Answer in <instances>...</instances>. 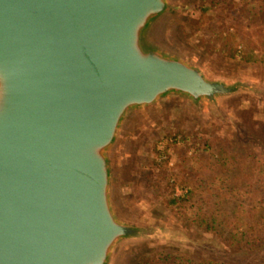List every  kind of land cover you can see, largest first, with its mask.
<instances>
[{
    "label": "water",
    "instance_id": "obj_1",
    "mask_svg": "<svg viewBox=\"0 0 264 264\" xmlns=\"http://www.w3.org/2000/svg\"><path fill=\"white\" fill-rule=\"evenodd\" d=\"M177 0H0V264H118L162 235L120 206L140 116L221 112L264 85L214 76L163 40Z\"/></svg>",
    "mask_w": 264,
    "mask_h": 264
},
{
    "label": "rangeland",
    "instance_id": "obj_2",
    "mask_svg": "<svg viewBox=\"0 0 264 264\" xmlns=\"http://www.w3.org/2000/svg\"><path fill=\"white\" fill-rule=\"evenodd\" d=\"M177 1L180 12L163 31V40L168 45L193 57L218 78L264 85V62L255 57L253 62L235 65L205 52L200 40L192 35L193 26L188 19L191 22L199 17L200 12L194 5L201 0ZM234 17V13L223 16L232 24L225 29V34L229 29L236 32L237 27L246 34L253 30L247 25L235 24ZM180 19L183 24H179ZM239 49L243 50L244 45ZM185 134L191 135L188 145L208 140L209 152L202 144V151L194 154L185 143ZM218 147L241 157L242 161L251 156L258 160L259 153H264V95L233 99L218 113L173 103L133 122L126 132L118 161L120 206L136 219L161 225L164 233L127 248L118 264H162L160 257L177 258V264H254L264 258V217L252 230L253 221L247 213L240 222L234 216L240 204L263 214L264 209L259 201L254 204L244 195L247 189L242 190L241 185L247 188L249 183L238 182L235 176L227 181L219 180L210 172L215 164L219 167L213 158V154L218 157ZM160 170L175 173L170 185L174 195L182 196L194 190L193 196L185 202L169 204L171 191L163 180L166 178L157 173ZM239 190L243 196L237 199L233 194ZM244 229L247 236L235 237L237 230Z\"/></svg>",
    "mask_w": 264,
    "mask_h": 264
},
{
    "label": "trees",
    "instance_id": "obj_3",
    "mask_svg": "<svg viewBox=\"0 0 264 264\" xmlns=\"http://www.w3.org/2000/svg\"><path fill=\"white\" fill-rule=\"evenodd\" d=\"M194 8L200 12V15L197 19L191 22L188 19V21L193 26L192 35L200 40L205 48V52H212L219 58L225 59L235 65L243 62H253L255 57L264 62V0H249L247 3H242L238 0H201L194 5ZM213 11L218 12V14L213 15ZM232 13L235 14V24L247 25L253 30L246 34L237 27L236 32H231L229 29V32L225 34V29L231 27L232 24L228 19H224L223 16ZM179 24H183V19L179 20ZM240 40L245 41L242 42ZM258 41L263 46L258 45ZM242 44L244 45V49L240 50L239 46ZM183 136L185 143L188 145L191 135L185 134ZM202 142L200 144L197 142L189 144L188 149H193L194 154L200 153L202 151L201 145L204 144L207 146L206 152H209L207 150L211 146L209 141L202 140ZM216 150L218 157H215L213 154V158L218 161L219 167L218 164H215L214 167L210 168V172L214 176H217L219 180L227 181L229 177L235 176L238 182L249 183L247 188L241 185L242 190L247 189V194L244 195L248 199H251L254 204L255 201H259L263 207L262 209H264V153H259L258 160H253L255 156H251L242 161L241 157L230 155L228 150L219 147ZM208 166H206L207 169ZM157 173L160 177L166 178L163 180L167 184V190L171 191L168 195L169 204L175 205L180 202H185L189 197L193 196L194 190H190L182 196L174 195V191L170 188L172 179L175 177L174 172L160 170ZM233 195L237 199H239V196H243L240 190ZM245 196L244 198H246ZM235 211L234 216L237 215L235 217L236 222L242 221L244 214L247 213L253 221V225H250L252 226L250 227L252 230L260 225L259 223L262 217H264L263 213L246 209L242 204H240V209H236ZM243 227H246V225H243ZM245 229L242 231L237 230L238 235H235V237L239 235L247 236V230ZM159 262L162 264L178 263L177 258L175 259L174 257H160ZM254 264H264V258H259Z\"/></svg>",
    "mask_w": 264,
    "mask_h": 264
},
{
    "label": "flooded vegetation",
    "instance_id": "obj_4",
    "mask_svg": "<svg viewBox=\"0 0 264 264\" xmlns=\"http://www.w3.org/2000/svg\"><path fill=\"white\" fill-rule=\"evenodd\" d=\"M160 232H162V234L164 233L162 230H160Z\"/></svg>",
    "mask_w": 264,
    "mask_h": 264
},
{
    "label": "built area",
    "instance_id": "obj_5",
    "mask_svg": "<svg viewBox=\"0 0 264 264\" xmlns=\"http://www.w3.org/2000/svg\"><path fill=\"white\" fill-rule=\"evenodd\" d=\"M247 1H249V0H247Z\"/></svg>",
    "mask_w": 264,
    "mask_h": 264
}]
</instances>
